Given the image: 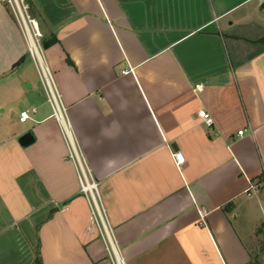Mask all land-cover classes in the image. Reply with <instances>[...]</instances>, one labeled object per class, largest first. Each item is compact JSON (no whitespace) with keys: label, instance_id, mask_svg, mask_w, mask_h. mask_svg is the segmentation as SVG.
Here are the masks:
<instances>
[{"label":"crops","instance_id":"obj_1","mask_svg":"<svg viewBox=\"0 0 264 264\" xmlns=\"http://www.w3.org/2000/svg\"><path fill=\"white\" fill-rule=\"evenodd\" d=\"M30 3L109 238L0 0V264H264V0Z\"/></svg>","mask_w":264,"mask_h":264},{"label":"built area","instance_id":"obj_2","mask_svg":"<svg viewBox=\"0 0 264 264\" xmlns=\"http://www.w3.org/2000/svg\"><path fill=\"white\" fill-rule=\"evenodd\" d=\"M5 2L11 9L13 16L19 23L28 43V51L31 59L34 61L39 72L41 81L44 85L48 101L52 107L53 115L59 120L62 129L67 136L69 145V158L74 161L77 166L79 182L82 192L89 198L93 215L100 221L105 235L109 238L108 226L106 222L105 209L102 204V197L99 185L95 181L93 173L87 165L78 145L75 144L71 133L70 121L67 115L62 95L56 84L54 74L47 64L43 52V34L39 28L36 18L31 11L30 0H1ZM124 74L129 71H123ZM200 87V86H199ZM200 116L204 122L211 126L213 119L210 113L203 109ZM30 118V111L24 110L20 114V121L26 122ZM243 130L239 134H243ZM182 161V158H178ZM254 188V185H251ZM115 264H125L123 261L116 260Z\"/></svg>","mask_w":264,"mask_h":264},{"label":"water","instance_id":"obj_3","mask_svg":"<svg viewBox=\"0 0 264 264\" xmlns=\"http://www.w3.org/2000/svg\"><path fill=\"white\" fill-rule=\"evenodd\" d=\"M35 141V137L31 131H28L24 133L20 138H19V143L21 146L27 147L31 144H33Z\"/></svg>","mask_w":264,"mask_h":264},{"label":"rangeland","instance_id":"obj_4","mask_svg":"<svg viewBox=\"0 0 264 264\" xmlns=\"http://www.w3.org/2000/svg\"><path fill=\"white\" fill-rule=\"evenodd\" d=\"M263 36H264V35H263ZM263 36H262L261 38H259V40H257V42L259 43V46H263V45H264V40H263L264 37H263ZM263 238H264V237H263ZM257 261H258V260H257ZM257 263H258V264H261V263H259V262H256V263H254V264H257Z\"/></svg>","mask_w":264,"mask_h":264},{"label":"trees","instance_id":"obj_5","mask_svg":"<svg viewBox=\"0 0 264 264\" xmlns=\"http://www.w3.org/2000/svg\"><path fill=\"white\" fill-rule=\"evenodd\" d=\"M263 40H264V38H263ZM49 43H50L49 41H45V38H43V45H47Z\"/></svg>","mask_w":264,"mask_h":264}]
</instances>
